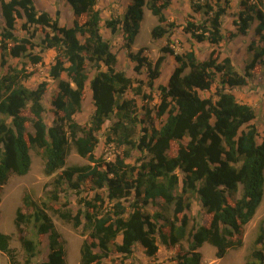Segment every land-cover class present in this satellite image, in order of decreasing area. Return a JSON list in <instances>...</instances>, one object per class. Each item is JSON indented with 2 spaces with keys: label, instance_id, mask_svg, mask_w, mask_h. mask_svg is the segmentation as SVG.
<instances>
[{
  "label": "trees",
  "instance_id": "16d2710c",
  "mask_svg": "<svg viewBox=\"0 0 264 264\" xmlns=\"http://www.w3.org/2000/svg\"><path fill=\"white\" fill-rule=\"evenodd\" d=\"M67 1L74 14L70 27L61 25L59 10L53 16L47 10L38 9L34 0H0V14L4 19L0 32L1 63L7 64L4 58L8 54L38 65L44 59L34 49L40 47L41 52L54 49L56 56L49 75L58 87L51 101L56 120L49 126L43 104L48 82L29 88L22 82L30 74L26 63L22 68L7 66L9 71L0 79V114L5 116L0 119V188L11 173L25 175L30 171L31 147L44 149L47 175L62 169L56 179L58 184L66 181L81 195V184L91 180L95 188L93 197L78 200L84 209L76 214L71 209L56 211L75 228L83 225L89 231L80 247L79 264H114L113 251L123 256L121 260H126L134 254L136 244L143 246L147 255L156 256L159 240L167 246L187 242L188 249L178 255L177 264H201L199 249L205 243L216 248L217 258L242 246L243 227L253 218L264 196V136L258 140L259 130L252 123L256 118L254 107L239 101L232 89L246 85L256 66L264 65V45L258 44L264 43L263 0L242 1L235 22L237 31L229 34V38L247 35L253 22L259 21L255 27L258 39L248 46L253 58L244 73L235 69L231 57L221 58L215 47L207 59L200 60L194 50L180 54L167 43L162 52L173 55L178 65L167 85L158 86L160 101L156 109L145 106V119L139 120L136 101L126 98L125 94L131 89L134 94H141L144 101L152 99L151 94L143 92L142 84L154 88L166 55L152 61L143 55L144 47L136 53L130 51L129 57L136 62L134 70L140 73L146 68L148 76L147 81L139 80L134 86L135 81L117 68V55L101 32L98 0ZM171 1L132 0L121 16L106 20L105 25L113 35L120 32L125 46L131 49L139 33L143 6L147 4L159 20L152 36H166L170 42L171 32L162 23L167 22L165 9ZM194 2L191 0L193 10L205 9L208 18L198 22L189 15L184 31L200 42L208 40L218 46L225 40L222 18L230 0H216L215 4L210 0ZM21 17L25 19L22 28L27 35L20 37L15 34V28ZM166 25L177 26L175 22ZM31 26L43 31L38 44L33 41L37 29L29 31ZM88 63L95 70L91 77ZM218 74L221 81L216 89L217 99L203 98L200 91L210 90ZM88 88L94 112L89 124L83 126L75 120V115L82 110ZM27 108L32 118L24 114ZM112 115L116 121L111 134L116 139H109L127 145V149L106 161L96 155L98 133ZM163 116L166 119L158 127L156 118ZM7 118H11V124ZM29 121L33 132L27 131ZM139 124L142 133L134 138ZM173 142L177 143V149L171 155ZM70 144L90 163L64 168ZM135 149L146 152L148 157L133 165L127 159ZM195 197L210 215L208 225L198 222L191 225L189 212ZM157 200L163 201V210H171L170 217L163 210L153 213L144 210ZM23 203L34 208L31 214L23 213L21 208L16 210L15 225L26 253L24 264H30L38 250L37 241L22 235L21 225L29 222H34L38 235H48L45 264H67L61 234L46 207L42 208L27 194ZM160 220L165 222L168 231L162 230ZM118 236L122 237L121 242ZM10 241L9 234L0 232V251L7 254L9 264H19ZM255 243L260 249H255L254 259L244 264H264V220Z\"/></svg>",
  "mask_w": 264,
  "mask_h": 264
},
{
  "label": "rangeland",
  "instance_id": "374dc122",
  "mask_svg": "<svg viewBox=\"0 0 264 264\" xmlns=\"http://www.w3.org/2000/svg\"><path fill=\"white\" fill-rule=\"evenodd\" d=\"M34 1L36 2V6L38 9L47 11L49 10L53 16H55L57 10H62L61 12L63 15L60 12V22L63 25H66L69 22L70 16L67 14V12L69 11L72 15L73 9L67 0ZM223 1L225 2V0ZM242 1L245 0H236V2H234L233 4L234 6L229 5L226 13H230L231 15H238ZM115 2L119 4L121 0H115ZM210 2L215 4L216 0H210ZM231 2L232 0H230V3ZM64 3L67 7V12ZM125 3L126 2H123L124 5ZM194 3L199 4L201 2H196L195 0ZM191 4V0H175L171 8L166 10L165 14L167 17V22L162 23V25L164 27H167L171 32L170 42H168L166 36L161 38H154L152 36V30L159 24V20L158 17L152 13L147 4L143 6V18L140 22L139 33L136 36L135 42L131 49H128L125 46V40L120 32L116 35H113L111 31V34L108 35L107 31L104 30L105 32H103V36L111 43L112 51L117 55V68L121 71H124L135 81L134 86L139 84V80H142L144 82L147 81L148 76L146 68H143L140 73H137L134 70L136 62L129 57L128 54L130 51L136 53L139 48L144 47L145 50L143 51V55L147 56L152 61H156V59L160 55H166V59L161 67L162 73L160 77L155 81L154 88L151 89L147 85L142 84L144 89L143 92L151 94L152 99H150L148 102L144 101L141 94H134L131 89L128 90L125 94L126 98L134 99L136 101V112L139 114L137 120L145 119V106H150V108L156 109V105L160 101V90L158 86L162 84L167 85L170 75L178 65L173 55L169 53L165 54L164 52H162V47L167 43H169V45L180 54L194 50L200 60L207 59L212 50L211 48L213 47L220 51L221 58L227 57L234 52L236 58L238 59L237 62L234 60V65L235 69L239 73H244L246 65L253 58V54L248 49L249 44L253 41L251 39V36L253 35V37H256L253 27L250 37L244 36L245 38H241V40L234 42V44L232 45L230 44V42L235 38H229V34L230 32H232V30L226 31L225 29L226 39L223 40L218 46L210 44L208 40L200 42L193 35L184 31L183 25L185 24L186 19L189 17V15H192V17H194L198 22H201L208 18L207 14H205V9L194 11ZM115 8L116 12L115 10H112V14L115 15L113 17H117L116 15H119V11L124 9L120 6H115ZM262 8H264V0ZM229 9L231 10L229 11ZM108 16L109 14L107 15V17ZM171 16H173L174 18H171ZM24 22L25 19L22 17L18 18L16 22L15 34L20 37L27 35V31L22 28V24ZM168 22H175L177 26L174 28L167 26L166 24ZM3 27L4 19L0 14V32ZM30 28L31 30L29 31H33L34 28L37 29L33 41L36 44L40 43L41 39L44 36L43 31L40 27L37 28L36 26H31ZM81 41H84L83 37H81ZM258 44L260 46L264 45L263 42ZM34 51L36 53L39 52L42 54L44 59L43 63L32 65L25 58H15L7 54L4 58L7 64L3 65L0 58V79L9 71V68L7 67L8 65H11V67L16 66L18 68H22L25 62L27 73H30L29 76L22 79V82L26 86L33 89L36 88L42 81H47L48 86L43 97V104L45 106L44 117L47 124L49 126H52L56 120V114L55 108L52 105L51 101L54 95L57 93L58 87L57 81L53 80L49 75V68L55 60L56 51L54 49H48L41 52L40 47H36ZM103 67L106 68L105 66ZM88 71L90 77L93 76L95 70L89 63ZM186 72H188V70H186ZM23 74H21V76H23ZM63 78H66V75H63ZM220 81L221 75L218 74L216 81L214 82L210 90L200 91L201 96L203 98L212 97L214 100H216V89L220 85ZM232 92H235L236 95H238V99L240 101H246L248 104L254 107L256 111V118L252 123L255 124V126L258 128L260 134L258 140L261 141L262 137L264 136V65L258 64L255 70H253L252 76L248 79V83L246 85L233 88ZM93 112L94 105L91 97V91L88 88L83 100L82 110L75 115V120L83 126L88 125ZM24 114H26L30 118H32L33 116L29 108L24 111ZM2 118H5V116L3 114H0V119ZM165 119L166 116L156 118L157 126L160 127ZM114 121H116V116L112 115L111 118L105 122L102 130L98 133L100 142L96 149V155L97 157H101L106 161L115 159V156L117 154L121 153L124 149H127V145H120L117 141L109 139V137H111V139H116L115 136L111 134V127ZM7 122L11 124V118H7ZM26 126L27 131L33 132V127L30 121L27 122ZM141 133V125L139 124L137 126L136 135L134 136V138H137L139 135H141ZM187 140L188 138H186L184 142H187ZM176 149L177 143L173 142L172 150L169 153L171 155H174L176 153ZM30 154L32 158V166L30 171L25 175L11 173L7 183L0 188V232L9 234L11 236L10 247L14 249V254L19 261V264H24L26 253L19 240L20 234L15 225V217L16 210L18 208H21L23 213H33L34 208L27 207L23 203V197L27 194L42 208L46 207L44 208L45 211L50 215L57 230L61 234V240L66 249L67 263L79 264L80 247L83 240L88 236L89 231L83 225H81L79 228H75L71 222H67L61 219L56 211L57 209H71L76 214L80 209H84V205H81L78 200L80 197H84L87 199L93 197L95 193L94 185L91 180L83 182L79 189L81 195H79L77 190L70 187V185L66 181H62L61 184L57 183L56 179L61 173L62 169L58 170L52 175H47L45 173L44 168L46 158L44 155V149L31 147ZM147 157L148 155L146 152H141L135 149L132 152V156L127 159V162L134 165L137 163H141L140 159H146ZM89 163L90 162L86 158L79 156L74 146L70 144L69 154L66 157L64 168L72 165H86ZM65 203H68L67 206H64ZM162 203V200L151 202L150 204L145 206L144 210L150 213H153L157 210H163ZM163 212L166 216L170 217L172 215L171 210H163ZM189 214L192 217L191 225L195 222L208 225L210 222V215L206 212V210H204L198 197H195V199H193L192 208ZM263 220L264 196L253 218L243 227L242 246L228 250L223 258H217L216 248L209 243H205L199 249L202 253L201 264H244L247 261L253 260V251L255 249H260L261 247L260 245L255 243V240L258 236L259 229L261 224L263 223ZM84 223L85 220H83V224ZM159 223L163 231H168V228L163 220H160ZM21 227L23 229L22 235L34 239L38 242L37 254L32 258L30 264H45L49 251L48 235H38L34 222H29L26 224L24 223L21 225ZM117 239L118 241H121L122 237L118 236ZM159 247V252L156 256H149L145 253V249L143 246H141L140 244H136L134 254L130 258L121 260L123 256L113 251L112 259H114V264H177L178 255L185 253L188 249L186 241H183L175 246H167L161 243V241L159 240ZM0 264H9V258L7 254L2 251H0Z\"/></svg>",
  "mask_w": 264,
  "mask_h": 264
},
{
  "label": "crops",
  "instance_id": "0c3cea01",
  "mask_svg": "<svg viewBox=\"0 0 264 264\" xmlns=\"http://www.w3.org/2000/svg\"><path fill=\"white\" fill-rule=\"evenodd\" d=\"M174 1L175 0H172L171 1V3L169 4V8L167 7L166 9H165V13H166V10H168V9H170L171 8V6H172V4L174 3ZM35 2V1H34ZM123 2H126L125 3V5L123 4ZM132 2V0H121V2L119 3V4H117L116 2H115V0H112V1H110V0H105V1H103V0H98V4H97V6L99 7V9H101V16H102V20H101V23H100V28H101V32H102V34H103V32H105V31H107V35L108 34H111L110 33V30L106 27V25H105V23H106V20H108V19H111L113 16H115V15H113L112 14V10H115V12H116V8H115V6H117V7H123L124 9H122L121 11H119V15H122L125 11H126V9H127V7H128V5L130 4ZM234 2H236V0H232V2L230 3V6H234L233 4H234ZM35 4H36V2H35ZM64 6H65V9H66V12H67V7H66V5H65V3H64ZM115 8V9H114ZM69 9V8H68ZM241 9H242V7L239 9V12L241 11ZM228 10V9H227ZM231 9H229V11H230ZM49 11V10H48ZM62 11V10H61ZM60 11V12H61ZM50 12V11H49ZM66 12H64V13H66ZM239 12H238V15H239ZM61 14H62V12H61ZM60 14V15H61ZM67 14L70 16V20H69V22L66 24V25H64V26H68V27H70V26H72L73 25V19H74V14L72 13V15H71V13L68 11L67 12ZM109 14V16L107 17V15ZM63 15V14H62ZM118 14L116 15V16H119ZM238 15H231L230 13H226V14H224L223 15V18H222V22H223V28H222V32L224 33V35H225V29H226V31L227 30H232V31H234V32H236L237 31V25H236V21H238ZM72 17H73V19H72ZM171 18H174L173 16H171ZM59 20H60V18H59ZM258 20H255L254 22H253V24H252V26H251V28H250V30H249V32H248V34L247 35H237L233 40H231V42H230V44L232 45V44H234V42H236V41H238V40H241V38H245L244 36H251L250 34H251V32H252V27L254 28V33H255V27L257 26V24H258ZM61 23V22H60ZM61 25H63L62 23H61ZM105 30V31H104ZM226 39V38H225ZM251 39L252 40H257L258 38H257V36L255 37H253V35L251 36ZM204 41H206V40H204ZM203 41V42H204ZM211 44V43H210ZM209 46H211V45H209ZM211 48V47H210ZM212 49V48H211ZM229 57H231L232 58V60H233V63H234V60L237 62L238 61V59L236 58V56H235V53L233 52V53H231V55H229ZM234 94L236 95V93L234 92ZM236 97L238 98V95H236ZM239 100V99H238ZM240 101V100H239ZM241 102H244V103H247L246 101H241ZM122 240V239H121ZM119 242H121V241H119ZM68 264V263H67Z\"/></svg>",
  "mask_w": 264,
  "mask_h": 264
},
{
  "label": "clouds",
  "instance_id": "9594fccd",
  "mask_svg": "<svg viewBox=\"0 0 264 264\" xmlns=\"http://www.w3.org/2000/svg\"><path fill=\"white\" fill-rule=\"evenodd\" d=\"M199 2H202L203 0H198ZM197 0H196V2H198Z\"/></svg>",
  "mask_w": 264,
  "mask_h": 264
},
{
  "label": "built area",
  "instance_id": "2783aa9c",
  "mask_svg": "<svg viewBox=\"0 0 264 264\" xmlns=\"http://www.w3.org/2000/svg\"><path fill=\"white\" fill-rule=\"evenodd\" d=\"M198 1V0H197ZM199 2V1H198Z\"/></svg>",
  "mask_w": 264,
  "mask_h": 264
}]
</instances>
